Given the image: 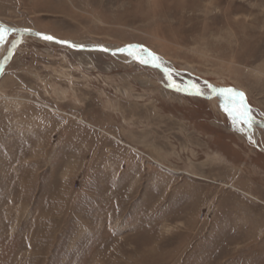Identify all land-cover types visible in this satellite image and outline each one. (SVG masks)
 <instances>
[{
	"label": "rangeland",
	"instance_id": "rangeland-1",
	"mask_svg": "<svg viewBox=\"0 0 264 264\" xmlns=\"http://www.w3.org/2000/svg\"><path fill=\"white\" fill-rule=\"evenodd\" d=\"M0 21L145 45L264 124V0H0ZM141 59L0 25V264H264V128Z\"/></svg>",
	"mask_w": 264,
	"mask_h": 264
},
{
	"label": "water",
	"instance_id": "water-1",
	"mask_svg": "<svg viewBox=\"0 0 264 264\" xmlns=\"http://www.w3.org/2000/svg\"><path fill=\"white\" fill-rule=\"evenodd\" d=\"M0 25L12 32H23V30L21 28H15V27H11V26H8L6 24H4L3 22L0 21ZM27 33H33L41 38H43L44 35H47V36H52L50 34H47V33H41V32H38L36 30H32V29H27ZM54 37V36H52ZM55 39L53 41L59 43V44H62V45H66L70 48H73V49H77V50H86V51H95V50H98V51H107V52H110V53H113V54H122V53H133L134 49L137 48L138 46L144 48L146 51H149V48L145 45H138V46H131V47H127V48H124V51H120V49H114V48H108L106 46H98V45H75L73 43H70L68 41H66L67 43H62V42H65V40H62V39H59V38H56L54 37ZM153 67H156L158 69H160V71H162L166 77L169 79V81L177 86H180L182 88H185V89H193V87H196L194 85H191V84H183V83H180V82H177L174 80V78L172 77V75L170 74V72L167 70L166 67H164L163 65H160V64H152ZM193 86V87H192ZM224 88H231L233 90H235L236 92H242L244 93L241 89H239L238 87H235V86H228V87H224ZM196 89L199 91L198 95L201 96V97H204L206 99H212V98H215L217 96H220L221 93L219 91H213L212 93L210 94H204L202 92V89L199 88V87H196ZM221 89V88H219ZM218 90V89H217ZM245 94V93H244ZM246 96V94H245ZM246 104L248 106V108H250V112L247 113V119L248 117H250V123L253 125V124H256L258 125L259 127H262L264 128V124H261L260 122L256 121L253 117V114H252V110H251V106H250V103L248 102V99H247V96H246Z\"/></svg>",
	"mask_w": 264,
	"mask_h": 264
},
{
	"label": "snow or ice",
	"instance_id": "snow-or-ice-1",
	"mask_svg": "<svg viewBox=\"0 0 264 264\" xmlns=\"http://www.w3.org/2000/svg\"><path fill=\"white\" fill-rule=\"evenodd\" d=\"M43 39L45 40H54L55 38L52 36H47L44 35ZM62 43H67L62 42ZM131 47V46H129ZM120 51H124V49H120ZM141 51H144L143 49H141ZM130 55L132 54L131 52L129 53ZM152 60H158L159 58L156 57L155 55H152L151 57ZM141 63H148V61L141 59L140 60ZM211 87V86H210ZM213 91H219L221 94H226L225 98L231 101L232 104V108L230 110V114L235 113L238 117L240 118H245L247 116V113L250 112V108H248L247 104H246V96L244 93L242 92H236L235 90L231 89V88H221V89H212ZM236 97L239 98V101H237ZM226 110H228L227 105L225 106ZM250 121V117H248V119L245 120V122H249Z\"/></svg>",
	"mask_w": 264,
	"mask_h": 264
},
{
	"label": "bare ground",
	"instance_id": "bare-ground-1",
	"mask_svg": "<svg viewBox=\"0 0 264 264\" xmlns=\"http://www.w3.org/2000/svg\"><path fill=\"white\" fill-rule=\"evenodd\" d=\"M22 30H23V32H20L19 34H33V33H27V29H24V28H21ZM32 30H34V29H32ZM41 38V37H40ZM71 43V42H70ZM107 47V46H106ZM109 48V47H108ZM111 48V47H110ZM114 49H116V48H114ZM141 49H143L144 51H141ZM140 51V53H141V55H142V57L143 58H145L146 59V61H148V65H151V66H153L152 64H154V63H156V64H160L159 62H158V60H152L151 59V57H152V55H155L154 53H153V51L151 50V49H149V51H146L144 48H142V47H137V48H135L134 49V51L133 52H136V51ZM123 54V53H122ZM126 54V53H125ZM115 55H120V54H115ZM162 64V63H161ZM160 64V65H161ZM164 66V65H163ZM154 68H156V67H154ZM167 68V67H166ZM1 69V68H0ZM156 69H158V68H156ZM159 71H160V69H158ZM168 70V69H167ZM193 87V86H192ZM190 90V92L191 93H193V94H196V95H198V93H199V91L196 89V87H193V89H189ZM204 94H210V93H212L213 92V90L212 91H202ZM225 95L226 94H221L220 96L221 97H223V98H225ZM236 99H237V101H239V98L238 97H236ZM263 124V123H262ZM253 127L257 130L258 129V125H256V124H253Z\"/></svg>",
	"mask_w": 264,
	"mask_h": 264
}]
</instances>
